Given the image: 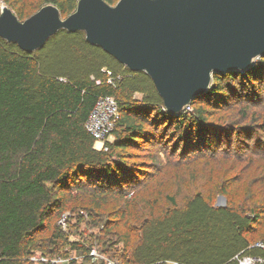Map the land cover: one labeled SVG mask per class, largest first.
<instances>
[{
	"label": "trees",
	"instance_id": "trees-1",
	"mask_svg": "<svg viewBox=\"0 0 264 264\" xmlns=\"http://www.w3.org/2000/svg\"><path fill=\"white\" fill-rule=\"evenodd\" d=\"M48 3L62 16L75 10L77 0ZM31 13L20 6L15 15L21 20ZM263 75L264 56L245 71L213 75L209 90L191 103H226L232 84L259 83ZM106 95L115 99L119 118L107 151H99L85 122ZM190 104L169 113L145 72L130 71L89 44L82 31L59 30L33 52L0 37V264H34L35 253L70 251L82 256L72 264H104L92 261V247L121 264H238L239 253L264 257V249L253 246L264 242V182L256 179L223 206L196 192L158 215L140 206L138 212L101 208L103 191L137 179L122 155L127 147L177 138L191 151L211 150L229 136V129L207 120L205 106ZM72 189L86 192L93 206L69 207ZM64 212L70 214L66 230L59 225Z\"/></svg>",
	"mask_w": 264,
	"mask_h": 264
},
{
	"label": "water",
	"instance_id": "water-1",
	"mask_svg": "<svg viewBox=\"0 0 264 264\" xmlns=\"http://www.w3.org/2000/svg\"><path fill=\"white\" fill-rule=\"evenodd\" d=\"M62 29L82 31L130 71L145 72L165 109L178 114L213 75L245 71L264 56V0H77L65 18L49 3L23 21L0 9V37L26 52Z\"/></svg>",
	"mask_w": 264,
	"mask_h": 264
},
{
	"label": "rangeland",
	"instance_id": "rangeland-1",
	"mask_svg": "<svg viewBox=\"0 0 264 264\" xmlns=\"http://www.w3.org/2000/svg\"><path fill=\"white\" fill-rule=\"evenodd\" d=\"M49 1L0 0V9L7 6L15 14L22 6L32 15ZM117 1L112 0L110 5ZM69 14L62 13V18ZM242 82L232 84L234 95L226 103L218 106L205 104V107L199 102L190 104L191 108L203 106L209 122L229 129V136H221L216 142L218 147L191 151L177 138L175 141L150 138L127 147L122 155L131 163L137 179L120 189L103 191L107 200L101 208L126 206L138 212L140 206L141 212L158 215L174 205H182L196 192L202 193L214 205L227 204L247 182L254 179L264 182V75L259 83ZM256 189L257 185L253 190ZM70 193L69 207L79 204L93 206L88 203L86 192L72 189Z\"/></svg>",
	"mask_w": 264,
	"mask_h": 264
},
{
	"label": "built area",
	"instance_id": "built-area-1",
	"mask_svg": "<svg viewBox=\"0 0 264 264\" xmlns=\"http://www.w3.org/2000/svg\"><path fill=\"white\" fill-rule=\"evenodd\" d=\"M119 118L117 103L112 96L99 97L93 109L91 110L86 122L85 128L94 138L93 148L95 150L107 151L106 143L112 142L113 129ZM86 217L87 215L83 213ZM70 216L69 212H64L59 219V225L63 230H66V218ZM254 247L264 249V242L259 241L253 244ZM92 261L103 260L104 264H121L117 260L108 259L103 254H100L95 247L90 249L88 254ZM82 256H76L73 251L67 255L60 256H45L40 253H35L30 256V260L34 264H72V261L79 263ZM238 264H264V257H253L250 255H242L241 253L234 256ZM166 264H177L175 261H166Z\"/></svg>",
	"mask_w": 264,
	"mask_h": 264
}]
</instances>
